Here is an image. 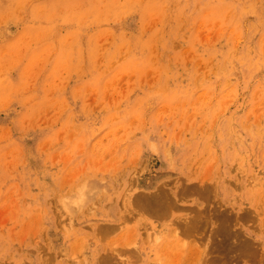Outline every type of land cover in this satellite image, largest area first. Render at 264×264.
I'll list each match as a JSON object with an SVG mask.
<instances>
[{
    "label": "rangeland",
    "instance_id": "obj_1",
    "mask_svg": "<svg viewBox=\"0 0 264 264\" xmlns=\"http://www.w3.org/2000/svg\"><path fill=\"white\" fill-rule=\"evenodd\" d=\"M0 264H264V0H0Z\"/></svg>",
    "mask_w": 264,
    "mask_h": 264
},
{
    "label": "bare ground",
    "instance_id": "obj_2",
    "mask_svg": "<svg viewBox=\"0 0 264 264\" xmlns=\"http://www.w3.org/2000/svg\"><path fill=\"white\" fill-rule=\"evenodd\" d=\"M149 201H150V200H149ZM147 202H148V201H147ZM152 202H153V201H152ZM153 203H157V204H158V202H153ZM153 203H152V204H153ZM146 204H147V203H146ZM148 204H149V203H148ZM148 204H147V205H148ZM152 204L150 203L151 206H152ZM160 204H162V203H160ZM155 205H156V204H155ZM153 206H154V205H153ZM157 206H158V205H157ZM157 206H156V207H157ZM149 207H150V206H149ZM161 213H162V212H161ZM192 222H193V221H192ZM187 223H189V222H187ZM189 224H190V223H189ZM186 225H187V224H186ZM224 225H225V223H224ZM224 225H223V226H224ZM186 228H187V227H186ZM192 229H193V228H192ZM223 232H224V231H223ZM223 232H222V233H223ZM225 236H226V235H225ZM231 238H232V237H231ZM226 240H227V239H226ZM228 240H229V239H228ZM238 251H239V250H238ZM241 252H242V251H241ZM231 254H232V253H231ZM102 262H103V261H102Z\"/></svg>",
    "mask_w": 264,
    "mask_h": 264
}]
</instances>
